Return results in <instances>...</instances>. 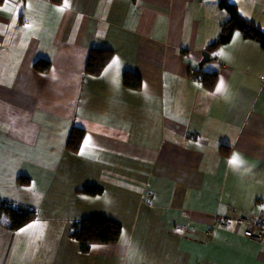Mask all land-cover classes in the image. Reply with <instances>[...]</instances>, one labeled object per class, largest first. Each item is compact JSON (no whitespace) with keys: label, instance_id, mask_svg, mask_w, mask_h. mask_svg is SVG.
<instances>
[{"label":"crops","instance_id":"0c3cea01","mask_svg":"<svg viewBox=\"0 0 264 264\" xmlns=\"http://www.w3.org/2000/svg\"><path fill=\"white\" fill-rule=\"evenodd\" d=\"M230 1L264 29V0ZM218 2L4 0L0 196L37 215L16 231L0 224V264H264V232L213 223L231 209L264 216V49L237 30L207 49L228 19ZM93 47L112 51L98 75L83 69ZM197 70L217 72L212 89ZM72 126L85 131L77 151L65 145ZM88 216L119 222L117 242L80 252L68 229Z\"/></svg>","mask_w":264,"mask_h":264},{"label":"trees","instance_id":"16d2710c","mask_svg":"<svg viewBox=\"0 0 264 264\" xmlns=\"http://www.w3.org/2000/svg\"><path fill=\"white\" fill-rule=\"evenodd\" d=\"M4 0H0V5ZM219 6L228 13V19L223 23L217 36L207 44L208 50L215 49L218 45L230 40L232 33L237 30L242 37L250 38L259 43L264 49V29L251 20L245 18L237 6L230 0H219ZM112 57V51L105 48H90L84 63V72L98 75ZM50 59L47 57H36L31 61V67L39 72H47L50 68ZM197 79L207 89L215 85L217 72L197 70ZM122 82L125 86L138 89L141 86V78L137 74L124 71ZM85 131L78 126H72L67 139L66 148L77 151L82 144ZM17 181L20 184H29L30 177L26 174H18ZM86 194H99L102 188L97 185H83L77 189ZM37 209L29 204L17 202L0 196V224L11 231L18 230L28 221L35 218ZM121 232V224L115 220L88 216L74 218L71 220L68 236L78 243V250L82 253L88 252L92 244H113L116 243Z\"/></svg>","mask_w":264,"mask_h":264},{"label":"built area","instance_id":"2783aa9c","mask_svg":"<svg viewBox=\"0 0 264 264\" xmlns=\"http://www.w3.org/2000/svg\"><path fill=\"white\" fill-rule=\"evenodd\" d=\"M264 79V75L261 76ZM230 221L239 224L243 223L246 225L243 233L246 236L253 238L254 240H260L264 232V216H251L246 215L240 212H236L234 209H231L228 214H214L213 223H216L221 226L227 225ZM176 236H186L189 232L187 230L181 231H172Z\"/></svg>","mask_w":264,"mask_h":264},{"label":"snow or ice","instance_id":"6c2138e0","mask_svg":"<svg viewBox=\"0 0 264 264\" xmlns=\"http://www.w3.org/2000/svg\"><path fill=\"white\" fill-rule=\"evenodd\" d=\"M117 61L114 59L113 60V63L115 64ZM111 67V65L109 66ZM223 85V82L221 81V84L217 87V91H220L221 90V87ZM88 143V139L86 138L85 140V144ZM82 154H83V148H82ZM230 163L234 164V165H238L239 164V160L238 158L234 155L233 158L231 159ZM28 227H31V225H29ZM21 231H24V229H21ZM95 247V246H94Z\"/></svg>","mask_w":264,"mask_h":264},{"label":"water","instance_id":"95a60500","mask_svg":"<svg viewBox=\"0 0 264 264\" xmlns=\"http://www.w3.org/2000/svg\"><path fill=\"white\" fill-rule=\"evenodd\" d=\"M207 60H209L208 51H203V60L202 61H207Z\"/></svg>","mask_w":264,"mask_h":264}]
</instances>
